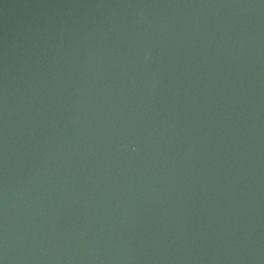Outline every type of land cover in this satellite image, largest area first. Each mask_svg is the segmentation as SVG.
Segmentation results:
<instances>
[{"label":"water","instance_id":"water-1","mask_svg":"<svg viewBox=\"0 0 264 264\" xmlns=\"http://www.w3.org/2000/svg\"><path fill=\"white\" fill-rule=\"evenodd\" d=\"M0 264H264V0H0Z\"/></svg>","mask_w":264,"mask_h":264}]
</instances>
